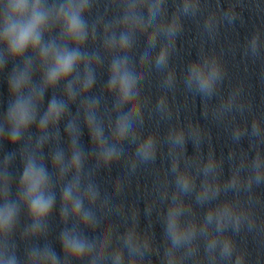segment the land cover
I'll return each mask as SVG.
<instances>
[{"label": "clouds", "instance_id": "9594fccd", "mask_svg": "<svg viewBox=\"0 0 264 264\" xmlns=\"http://www.w3.org/2000/svg\"><path fill=\"white\" fill-rule=\"evenodd\" d=\"M160 0H156L152 7L149 8V14L152 18L158 13ZM89 5V0H64V2L56 10L55 18L63 25L61 35L75 44H82L87 38V25L83 19V13ZM3 19L0 22V41L7 44L8 53L12 57L23 56L26 50L31 47L33 50H39V56L43 63L47 64V71L44 75V85L46 87L55 86L61 79L70 76L80 61L84 58V54L79 47L69 48L66 44H58L56 41L42 42L43 32L49 26L50 13L45 10L42 0H6L3 5ZM189 5L185 4V12L188 11ZM175 25L169 29V34L173 35ZM114 41L109 42L112 46ZM130 45L129 37L121 34L119 40L120 48H127ZM253 50H255V40L252 42ZM167 51L162 50L157 57V66L166 64ZM87 69V65H86ZM30 62L25 65L22 72H14L10 78L9 86L11 91L15 93L21 92L30 81ZM220 70L213 63L210 67L204 65L193 64L189 69V82L195 84L200 93L210 95L216 81L219 79ZM93 76L86 71L83 82L85 90L91 88L93 84ZM139 79L138 75L128 68L127 58L114 60L111 65V77L109 81V90L117 91L121 104L127 103L135 99L137 96L136 83ZM170 79V78H169ZM72 90L69 86L68 94L71 96ZM32 97H19L11 106L7 119L11 124L9 132V140L16 143L20 136L21 130L26 129L34 120ZM64 104L53 99L48 108L46 116L40 121V127L45 128L49 121L55 122L63 113ZM135 110V106H134ZM92 121L89 118V125ZM132 130L131 114L121 116L116 123L115 135L118 138H127ZM255 131V125H254ZM102 133L100 129H95L94 139L101 142ZM154 141L149 137L137 149V155L142 160L154 158ZM115 148H102L104 163H109L116 156ZM55 163L62 162V155L55 157ZM258 166L259 161L255 162ZM81 166V156L79 152H73L71 158V168L79 171ZM261 176H256L259 182ZM182 188L186 191L189 188L190 180L183 176L178 180ZM235 183V181H233ZM22 196L27 203L29 214L33 217V234L40 230L42 221L51 212L55 197L48 191V178L46 170L36 165L34 161L29 160L26 164L23 177L21 179ZM6 191V189H5ZM207 191L201 194V199L207 198ZM89 198L94 199L96 193L89 187L85 193ZM64 206L62 207V215L67 218L69 206L74 216H80L85 223L92 221L89 212L83 211V201L79 194L78 181L68 184L62 192ZM17 208L14 204L6 202L0 206V233L7 234L14 226ZM216 218L217 229H222L229 219H234L235 226L238 228L240 217L233 218L232 210L228 206L216 209L215 212L209 211L206 217V223H211ZM180 206L177 205L169 210L167 215L166 234L170 238L173 247L179 246L183 241L190 238L192 231L190 229L181 228L179 224ZM129 253L135 255L139 253V248L132 244V237H128ZM217 241L213 239L208 248L214 249ZM61 244L66 255L76 259L83 258L90 253L96 246L87 239L81 237L75 230H66L61 234ZM232 244L229 240L223 242L221 255L224 257L231 256ZM123 259L122 253H117L114 257L115 264H120ZM32 264H59L58 257L51 250L44 251L33 250L30 255ZM0 264H16L14 255L0 259ZM135 264V261H133ZM172 264V261H169ZM237 264H241L237 259Z\"/></svg>", "mask_w": 264, "mask_h": 264}]
</instances>
